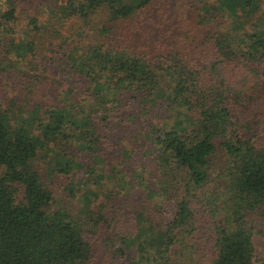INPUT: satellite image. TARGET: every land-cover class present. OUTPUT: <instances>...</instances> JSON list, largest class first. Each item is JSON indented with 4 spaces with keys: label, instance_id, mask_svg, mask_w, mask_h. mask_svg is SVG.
<instances>
[{
    "label": "trees",
    "instance_id": "16d2710c",
    "mask_svg": "<svg viewBox=\"0 0 264 264\" xmlns=\"http://www.w3.org/2000/svg\"><path fill=\"white\" fill-rule=\"evenodd\" d=\"M22 1L0 0V63H38L55 94L0 106V264H264L252 241L264 237V29L251 52L228 43L230 29L194 32L183 6L172 24L168 0H58L46 55ZM253 1L220 4L247 13ZM62 16L73 30L56 28ZM159 102L184 121L159 120ZM133 123L124 156L147 155L132 169L143 195L123 204L100 162L108 133ZM38 152L50 170L100 175L80 180L76 216L48 207Z\"/></svg>",
    "mask_w": 264,
    "mask_h": 264
},
{
    "label": "rangeland",
    "instance_id": "374dc122",
    "mask_svg": "<svg viewBox=\"0 0 264 264\" xmlns=\"http://www.w3.org/2000/svg\"><path fill=\"white\" fill-rule=\"evenodd\" d=\"M55 1L58 0L22 1L24 7H29L28 10L31 14H35L34 9L38 11V23L39 25L44 26L39 30L40 32L35 37L32 36L35 42V48L39 54L45 53L46 55H49L51 53V48L53 50L56 49V47L51 44V40L54 43H56V41L51 36L52 31L50 32L49 20L46 19V17L49 16L48 8H54ZM181 6H183L186 11L187 25H189V28L193 27L192 29L194 32L198 31L205 33L206 30L218 29L223 31L230 29L231 32L228 35V43L235 46H241L243 49L251 52L262 50L257 44V41L262 37V32H260V30L264 29V0H254L247 13H244L241 8L228 7L224 9L220 4V0H168V11L166 15L170 18L172 24H176V21L178 20L176 9ZM58 13L60 16L63 14V11L59 10ZM60 19H65L64 26H56L61 33L68 29L75 28L77 21L72 19L71 16L65 18L62 16ZM236 21H238V24H236ZM20 23L23 24L24 29L28 27L23 18ZM176 32H178V30L172 31V33ZM171 35L172 34L169 36ZM8 57L9 58L6 59L9 60L16 58L11 55ZM38 66V63H0V106L6 105L9 98H13L19 105H21V103H23V101H21V96H24L26 98V105H31V103L35 102L43 104L46 100L54 97L55 87L50 80L47 82L42 80V83L38 81ZM12 87H14L15 90H12ZM160 102L154 107V109L160 113V115H158L159 120L164 119L167 121V124H170V122H174L175 120L180 122L184 121V114L182 112L184 109L182 106L172 105L170 110H168L164 107V104ZM171 110L178 111L177 117L168 113ZM135 127L136 126L133 123L121 130L114 131L113 134L109 132L110 148L100 162L102 165V168L100 169L104 170L102 173L105 175L104 179H107V184H115V195L119 197L122 191L127 189L128 195H121L119 197L122 198L121 200L123 201V204H131L134 199L138 201L137 199H140L143 195L140 189L136 185H133L135 175L133 174L132 169H138L139 165H137V159L146 162L147 155H143L141 150L139 158L131 155L129 160V158L124 156L129 145L133 147L132 151H135ZM257 141L264 144V131L259 132ZM140 149L142 148L140 147ZM138 151L139 150H136V155L139 154ZM45 159L46 158L38 152L31 161V165L37 170L42 181L50 190L51 198L48 202V207L50 209L61 208L68 211L71 215L76 216L78 205L80 204V201H82L80 199V194L83 191V185L80 183V180L82 177L86 176L89 181L94 182L97 175L98 177H100V175H93V173L88 175L87 172L83 173L82 167L84 165L75 170L76 172L69 171L63 173L60 170H57L55 166L50 170ZM84 162L91 163V160L84 158ZM217 164L219 165V163ZM112 166H114L117 171H119L120 168L122 169L118 173L111 174L110 169ZM100 169L97 165H94V170L101 171ZM109 174L110 176L108 177L107 175ZM144 178L147 180L149 176L144 175ZM124 180L130 181V183H125ZM116 184H118V186H116ZM252 241L256 251L264 254V237L259 234H254L252 236ZM257 263L258 261H255V264ZM144 264L146 263L144 262Z\"/></svg>",
    "mask_w": 264,
    "mask_h": 264
}]
</instances>
